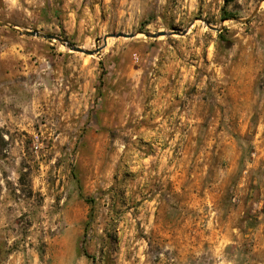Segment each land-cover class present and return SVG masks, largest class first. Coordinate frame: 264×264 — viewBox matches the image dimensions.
<instances>
[{"label": "rangeland", "instance_id": "374dc122", "mask_svg": "<svg viewBox=\"0 0 264 264\" xmlns=\"http://www.w3.org/2000/svg\"><path fill=\"white\" fill-rule=\"evenodd\" d=\"M0 264H264V0H0Z\"/></svg>", "mask_w": 264, "mask_h": 264}, {"label": "water", "instance_id": "95a60500", "mask_svg": "<svg viewBox=\"0 0 264 264\" xmlns=\"http://www.w3.org/2000/svg\"><path fill=\"white\" fill-rule=\"evenodd\" d=\"M5 25H7L9 27H12L14 29H17L16 27L10 26L8 24H5ZM206 25L209 26L210 28H214L213 26L208 24V22H206ZM187 30H188V27L186 29L181 30V31H179V30H170V31L158 30L156 32H150V31H137V32H131V33H127V32H111L109 34L104 35L102 37V41H103V46H105L107 37L132 38V37L136 36L137 34H143L144 36L155 38V37H158V36H161V35H170V34L183 35V34H185L187 32ZM24 33H27L29 35L39 36V37L46 38V39H56V40L61 41L62 43H64L69 49H71L73 51L83 52V53H86V54H93L95 52H98L99 49H100V47H98V48H96L94 50L85 49V48L73 45V44H71L69 42H66L62 38H60L59 36H57L55 34L42 33V32H39L37 30H24Z\"/></svg>", "mask_w": 264, "mask_h": 264}]
</instances>
